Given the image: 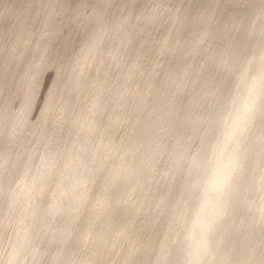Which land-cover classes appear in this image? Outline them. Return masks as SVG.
<instances>
[{
	"label": "bare ground",
	"instance_id": "obj_1",
	"mask_svg": "<svg viewBox=\"0 0 264 264\" xmlns=\"http://www.w3.org/2000/svg\"><path fill=\"white\" fill-rule=\"evenodd\" d=\"M181 1L163 24L148 7L109 21L111 1L0 0V264H264V0ZM159 26L163 62L123 63ZM206 40L227 51L218 80L195 59ZM148 195L160 228L124 246Z\"/></svg>",
	"mask_w": 264,
	"mask_h": 264
},
{
	"label": "rangeland",
	"instance_id": "obj_2",
	"mask_svg": "<svg viewBox=\"0 0 264 264\" xmlns=\"http://www.w3.org/2000/svg\"><path fill=\"white\" fill-rule=\"evenodd\" d=\"M104 1H105V3H106V5L104 6L105 8H107V3L109 2V1H111V7L108 9V10H106V9H102L101 10V12H103L104 14H106V18L109 20V21H111V19L114 17V15H115V13H117V12H119L120 10H129V12L132 14V15H134V18H137V16L138 15H136V13H137V11H138V9L139 8H141V7H143V8H145V7H148L149 9H151V8H153V11H158V14L160 15L159 17H161L162 18V21H163V24H167L168 22H169V20L172 18V16H173V8H175V7H177L178 5H180V4H182V1L181 0H162V2L159 4V3H156V2H154L153 0H136L135 2H132V3H129V2H127V0H103V4H104ZM159 4V5H158ZM178 4V5H177ZM179 7L180 6H178V9H179ZM178 9H177V11H178ZM218 13H215V15H214V19H217L218 17H216V16H219V14L217 15ZM172 24H173V22H171ZM70 30L71 31H73V33L75 34V33H77V32H79V33H81V32H83V30H84V24L82 23H70ZM161 26H159V27H154V29H153V34L151 35V38H153V41L152 40H150V44H140V43H138V38L136 37V39L132 42V48L131 49H129V48H126V50H125V48H120V49H123V50H120V52L119 53H121L122 55H124L123 57H125V58H123V57H121V58H123V61H125V62H123V63H126V61L127 60H129V59H131V58H136L137 59V57H138V64H140L141 66H144L143 67V69L145 70V71H148L147 69H149L150 67H154V62L156 61V62H158L159 64L160 63H162L163 62V59H164V54H162V53H164L163 51H159V41H158V39H159V37H158V35H160V32L162 31L161 29ZM157 33V34H156ZM159 33V34H158ZM157 36V37H156ZM155 37H156V44H155ZM210 42V43H209ZM205 43L206 44H204L205 45V47H204V45L201 47V49H200V54H199V56L198 57H196L195 59L196 60H200L199 61V63L200 64H204V67H206V69L207 70H210L211 71V74H212V78H214V80H218L219 78H221L222 76H223V74H224V72H223V65L222 64H224V62H225V59H226V57H225V55L227 56V51L226 50H224V51H226V52H223V54H219V60H218V58H217V60H212L211 58H213L211 55H213V54H211V53H213V49L211 48V41H205ZM207 43H208V45H209V47L207 46ZM156 45V46H155ZM156 47H158V48H156ZM208 48V49H207ZM129 49V50H128ZM128 50V51H127ZM208 50V51H207ZM122 51V52H121ZM158 52H159V55L160 54H162V57L160 56V59H159V55H158ZM210 53V54H209ZM136 54H137V56H136ZM225 54V55H224ZM164 56V57H163ZM211 56V57H210ZM222 56V57H221ZM59 58H60V56H58ZM100 57V56H99ZM62 58H65V57H62ZM71 59V58H70ZM125 59V60H124ZM127 59V60H126ZM158 59V60H157ZM222 59V60H221ZM161 60V61H160ZM203 60H205L204 61V63L203 62H201V61H203ZM219 61H221V62H219ZM155 62V63H156ZM152 63V64H151ZM74 64V62H72L70 65H73ZM219 64H220V67H219ZM152 65V66H151ZM93 66V65H92ZM124 66V65H123ZM147 67V68H146ZM90 68V67H89ZM85 70H87L86 72L84 71V69L82 70L83 71V73L84 74H86L85 75V78L88 76V71L90 70V69H87V68H85ZM223 73H222V72ZM214 76V77H213ZM191 78V77H190ZM216 78V79H215ZM48 80H50V78L48 79ZM50 81H48V83H49ZM134 82V84H132ZM130 81L129 82V86H131V88L129 89H127L128 90V92H127V100H128V98L130 99V100H128L127 102V104H128V106H127V104H126V106L125 107H127V108H125V109H122V111H123V113H122V118H123V125H125L124 123H126L127 122V120L126 119H129L128 118V116L131 118V116L132 115H129V113L131 114H133V109H132V102H133V100H132V98H134V96L137 94V91L136 90H141V88H142V86H138V81L137 82H135V79H134V81ZM188 82V85L186 86H184V92L186 93L187 91L186 90H188L189 89V87H190V80H188L187 81ZM187 82H185L186 84H187ZM140 83L141 84H139V85H142L143 84V81L141 80L140 81ZM165 86H167L168 87V85L167 84H165L164 85V88L165 89H167V87H165ZM186 87V88H185ZM90 89V88H89ZM89 89H88V92H89ZM167 91V90H166ZM164 92H165V90H164ZM129 93V94H128ZM20 95H21V93H19L17 96H16V98H15V100L13 101V103H16V105H18V103H19V98H20ZM207 95V97L205 98V96ZM206 95H204V98L205 99H207L208 101L206 102L205 100H204V103L206 104L205 105V107H207L206 109H205V107H202L201 106V104H202V102H201V104L198 106V109H200L202 112H200V110H198L197 109V107H196V109H195V113H196V115H195V113H194V116H196V118L197 117H200L199 119H197L198 120V122L199 123H197L198 124V126H200V124L201 123H203V120L202 119H204V117H206L208 114L210 115V112L212 113V111H214L213 109H214V105H215V98L213 97L212 98V94L210 95V94H206ZM133 96V97H132ZM182 96L185 98V95L184 94H182ZM181 96V98L183 99V97ZM208 96H209V99H208ZM38 97H39V95H38ZM37 97V98H38ZM40 98H42L41 96H40ZM40 98H39V100H40ZM181 99V100H182ZM184 100V99H183ZM71 101L74 103V104H76L75 105V107L77 106V108H80V106H79V102L77 101V99L75 100L74 99V101H73V99H71ZM75 101H77V102H75ZM212 101V102H211ZM70 103V104H73V103ZM213 102H214V104H213ZM131 103V104H130ZM209 103L211 104V106H212V108H211V106H209ZM74 104L73 105H70V106H72V108L71 107H69L70 108V110L72 109V111L74 110L75 111V109H77V108H75L74 107ZM130 104V105H129ZM209 107H208V106ZM59 106V104H55V106H53L52 107V112H54V114H55V112L56 113H58V108H60V107H58ZM79 106V107H78ZM131 106V107H130ZM200 107H202V108H200ZM55 109V110H54ZM129 109H130V112H129ZM131 109H132V111H131ZM205 111H204V110ZM212 109V110H211ZM210 110V111H209ZM204 111V112H203ZM126 112V113H125ZM194 112V111H193ZM200 112V113H199ZM126 115H125V114ZM204 115V113H205V115H204V117L202 116V114ZM124 114V115H123ZM197 114H200V115H198L197 116ZM125 116V117H124ZM203 117V118H202ZM196 118H193V120H194V129L196 130V131H192V129H191V131L192 132H189L188 134L191 136L192 134H193V132H195V135L193 136L192 135V137H194L193 138V141H196V142H192L191 141V144L193 143V147L195 146H197V140H198V138H199V135H200V133L202 134V131H203V129H204V123L201 125V127H197V125H196ZM202 118V119H201ZM200 120H201V122H200ZM197 129H196V128ZM117 128H115V130H114V132H113V135L115 134V135H117V137L114 135V139L116 140L115 142H117L118 143V141H120L121 140V138H120V134H123V133H120V131L121 132H123V129H122V127H120V128H118V131L116 130ZM122 129V130H121ZM188 131H190V130H188ZM200 131V132H199ZM199 132V133H198ZM32 134H34L35 132L34 131H32L31 132ZM198 133V134H197ZM32 134H31V136H32ZM197 134V135H196ZM198 136V137H197ZM33 137V136H32ZM31 137V138H32ZM119 137V138H118ZM122 137V139H123V136H121ZM191 137V138H192ZM195 137H197V138H195ZM30 138V139H31ZM116 138H118V140L116 139ZM190 138V139H191ZM195 139V140H194ZM197 139V140H196ZM192 140V139H191ZM122 141V140H121ZM119 142L117 145L119 146L118 148L120 149L119 150V152L121 151V149H122V146H123V143L122 142ZM167 141V140H166ZM166 143V142H165ZM195 143V144H194ZM120 144V145H119ZM122 144V145H121ZM191 144H190V146H191ZM121 147V148H120ZM193 147H189V149L191 150V151H193V149L195 148H193ZM117 148V147H116ZM118 148H117V150L115 151V152H117L118 151ZM31 149H29V151H30ZM119 152H117V153H119ZM160 158V157H159ZM158 158V159H159ZM156 160L157 161V165L155 166V173L156 174H154L153 175V178H155L154 180L155 181H153V179H152V181H153V184L154 185H152L153 187H154V191L155 192H157L159 189H161L163 186H164V178L162 179L161 178V176L159 175V173H160V170H158V168L160 169V168H162L164 165H163V162H162V159L160 160ZM161 163V166H160V163ZM159 163V164H158ZM160 166V167H159ZM159 176H160V178H159ZM157 180V181H156ZM156 183V184H155ZM158 183V184H157ZM161 187V188H160ZM150 196H153L152 194H149ZM146 196V197H144V199L146 198L147 200H143V198L139 201V205H138V207L140 208V212H139V215H138V220L136 221V223H135V225H133V227H132V230H131V232H130V237H128V238H125V239H123V240H121V244L122 245H126L127 243H128V245L129 246H133L134 245V243L135 242H143V240H145L146 238H148V237H150L151 235H154V234H156V232L158 231V229L160 228L159 226H158V228H156L155 227V224H156V222H159L160 220V214L162 213V212H164V210H166V209H164L165 208V204H164V202H162V201H156L155 199H152V197H151V199L149 198L150 196ZM148 197V198H147ZM9 231V230H8ZM159 232L160 233H158L157 235H162V232L159 230ZM7 233H9V232H6V234H4L5 236H3V238H2V240L0 241L1 243H0V247H1V245H2V249L4 250V247H6V242H7ZM9 235V234H8ZM6 237V238H5ZM3 239H4V241H3ZM7 239V240H6ZM6 240V241H5ZM3 241V242H2ZM3 243V244H2ZM127 246V245H126ZM2 250V251H3ZM118 259V257H115V260H117ZM117 262L118 261H116V264H117Z\"/></svg>",
	"mask_w": 264,
	"mask_h": 264
},
{
	"label": "snow or ice",
	"instance_id": "obj_3",
	"mask_svg": "<svg viewBox=\"0 0 264 264\" xmlns=\"http://www.w3.org/2000/svg\"><path fill=\"white\" fill-rule=\"evenodd\" d=\"M260 79H261L262 81H264V71H262V73H261V75H260ZM248 108H249V112H250L252 115H255V104H254V103L249 104ZM261 111H264V102H262V105H261Z\"/></svg>",
	"mask_w": 264,
	"mask_h": 264
}]
</instances>
